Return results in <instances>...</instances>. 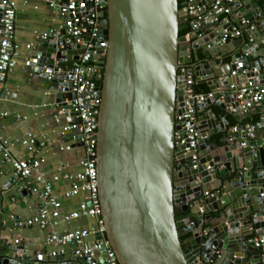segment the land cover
I'll return each mask as SVG.
<instances>
[{
	"label": "water",
	"instance_id": "obj_1",
	"mask_svg": "<svg viewBox=\"0 0 264 264\" xmlns=\"http://www.w3.org/2000/svg\"><path fill=\"white\" fill-rule=\"evenodd\" d=\"M100 3L106 17L97 45L107 41L108 46L100 62L103 77L95 87L101 98L95 159L101 219L118 263H260L261 252L249 238L264 235V106L245 114L260 113L254 138L247 136L244 125L227 119L239 112L241 101H247L237 86L264 85L260 0L224 4L231 9L226 23L196 19L201 27L192 29L191 52L186 50L187 38L180 35L179 0ZM192 5L199 8V16L211 10L209 0ZM2 10L0 6V18ZM241 17L249 29L239 38L223 40L224 31L241 23ZM83 53L82 46L74 50L67 42L64 29L57 37L51 33L39 38L30 60L40 72L44 66L54 67V61L72 56L77 60ZM238 62L244 67L233 76ZM181 64L188 65L187 74L195 76L197 85L207 84L208 91L216 93L197 106L203 112L197 127L204 138L199 140L196 162L193 152L178 148L174 140L176 117L187 98ZM213 104L223 112L208 111ZM100 254L99 264H110L107 249ZM55 261L90 264L76 253L71 260L61 255ZM0 264L41 262H33L26 247L16 244L0 254Z\"/></svg>",
	"mask_w": 264,
	"mask_h": 264
},
{
	"label": "built area",
	"instance_id": "obj_2",
	"mask_svg": "<svg viewBox=\"0 0 264 264\" xmlns=\"http://www.w3.org/2000/svg\"><path fill=\"white\" fill-rule=\"evenodd\" d=\"M194 1L187 0L181 7L183 23H189L190 26V31L183 35L188 40L185 46L189 52H191V46L194 43V40L191 39L192 29L201 27V22L196 19H203L205 23H226L231 9L224 4L234 0H209L211 10L206 16L196 14L199 8L192 5ZM0 6L3 8L0 29V91L5 92L7 78L18 63L15 42L17 10L15 3L11 0H0ZM101 8L100 0H63V3L59 5L58 14L64 20L67 42L75 48L82 46L84 53L80 54L77 60L73 59L74 62L70 65V69L65 68L58 64L59 61H56L54 67L44 66L42 71L38 72L39 75L49 80H53L55 76H61L60 91L70 93L73 96L68 111L74 113L77 118L76 122L66 126L65 129L78 132L85 149V156L79 171L67 172L61 167L52 179L54 181L66 180L71 182L72 187L64 192L65 197L72 198L78 196L81 192H85L87 194L86 200L80 204L77 210L62 213L63 205L59 196L53 192L52 184L47 182L45 174L41 172L40 161L37 159L16 158L12 154L8 143L2 138H0V151L3 154L4 163L12 167L15 176L25 182L30 190L36 193L45 203V206L39 209L37 214L18 221V227L37 226L46 229L53 228L62 222L70 223L83 217L93 218L97 221V227L91 230H73L64 233L52 230L45 239L47 245L54 247L49 256L56 258L64 255L65 247L73 244L76 255L88 260L90 264H99L100 251L103 248L107 249L108 262L119 264L105 235V223L101 219L102 209L95 159L101 106V98L95 94V87L97 81L103 77V65L100 62L105 58L108 46L107 41H101L97 45L104 20ZM240 20L241 23L237 22L224 31L223 40L228 37L239 38L242 35L243 27L246 26L247 21L243 17ZM25 65L30 68H37L29 59L25 61ZM243 67V63L238 62L237 69L232 71V75L238 76L237 70L243 69ZM180 69L185 74L183 82L184 94L187 98L184 100V111L176 117L179 128L174 133V140L178 148H184L186 152H193L192 158L196 162L199 160L198 143L200 139L204 138L197 127L199 118L197 106L207 98L216 96V93L212 91L198 92L195 89V76L187 74L188 65L181 64ZM236 88L240 95H247V101L240 102L239 112L247 114L259 106H264V85H255L253 82H249ZM6 94L9 93L6 91ZM10 95L14 97L16 94ZM61 113H66V108H62ZM5 116H7L6 112L0 113V118ZM244 127L247 136L254 138V125L247 124ZM233 130L237 131V127L234 126ZM35 142L32 132H29L26 138L22 140V144L31 152L34 151ZM42 183H44V188L40 189L37 185ZM97 233L101 234V239H97ZM249 243L261 252L262 264H264V235H251Z\"/></svg>",
	"mask_w": 264,
	"mask_h": 264
},
{
	"label": "crops",
	"instance_id": "obj_3",
	"mask_svg": "<svg viewBox=\"0 0 264 264\" xmlns=\"http://www.w3.org/2000/svg\"><path fill=\"white\" fill-rule=\"evenodd\" d=\"M11 1L15 3L17 10L15 42L18 63L7 78L5 92L0 91V113H7V116L0 118V138L8 143L16 158L40 161L41 172L45 174L47 182L52 184L53 192L59 196L63 205L62 213L72 212L86 200L87 194L81 192L78 196L67 198L64 192L72 187L71 182L52 179L61 167L67 172L79 171L85 156V149L78 132L65 129L66 126L77 121L75 114L68 111L70 106L67 104L70 103L72 96L70 93L60 91L61 79L49 80L39 75L36 68L25 65V61L30 60L35 53L39 38L51 33L56 37L59 36L65 29L64 20L58 14L59 5H54L50 0ZM245 29L249 27H243V31ZM74 50H76L75 47ZM72 58L73 56L71 60L58 64L67 68L73 64ZM47 64L51 62L48 61ZM238 83H241L240 80ZM200 89L208 91L207 84L198 85V90ZM10 94L16 95L13 97ZM62 108H66V113H61ZM208 111L218 114L223 112L216 104L210 106ZM257 114H260L259 111L254 115ZM202 115L203 112L199 111V117ZM231 117H235L238 120L237 124L240 125L242 121L250 118L245 117L242 112L227 115L229 121ZM29 132L34 134L36 140L32 152L22 144V140ZM37 186L43 189L44 183ZM44 206V201L30 190L25 182L15 176L11 166L4 163L3 154L0 151V254L9 252L10 246L18 244L26 247L33 262L61 264L49 256L54 247L45 243L47 235L52 230L64 233L73 230H91L97 227V221L89 217L70 223L62 222L53 228L46 229L37 226L23 228L17 226L18 221L34 216ZM74 253L73 244L65 247L66 260L73 259ZM258 264H262V261Z\"/></svg>",
	"mask_w": 264,
	"mask_h": 264
},
{
	"label": "trees",
	"instance_id": "obj_4",
	"mask_svg": "<svg viewBox=\"0 0 264 264\" xmlns=\"http://www.w3.org/2000/svg\"><path fill=\"white\" fill-rule=\"evenodd\" d=\"M187 1V0H179L180 3V7L183 6V3ZM260 4L264 7V0H260ZM106 17V15H104V18ZM190 31V26L189 23H182L181 27H180V35H185L186 33H188ZM103 67V66H102ZM102 73H103V68H102ZM195 89L198 90V85L195 84ZM205 91H207V89H205ZM260 118V114L258 115H254L250 118H248L247 120H244L241 122L242 125H247V124H256L259 121ZM232 124H237L238 120L235 117H231L230 119Z\"/></svg>",
	"mask_w": 264,
	"mask_h": 264
}]
</instances>
